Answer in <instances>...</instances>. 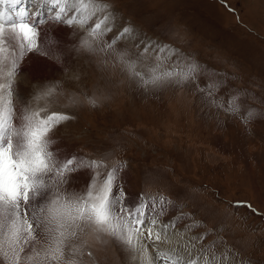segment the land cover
<instances>
[{"label": "rangeland", "instance_id": "1", "mask_svg": "<svg viewBox=\"0 0 264 264\" xmlns=\"http://www.w3.org/2000/svg\"><path fill=\"white\" fill-rule=\"evenodd\" d=\"M101 2L111 29L102 37L79 24L40 25L53 54L18 60L14 122L40 108L71 117L50 133L52 148L83 164L60 192L82 194L117 169L122 205L135 210L143 201L145 216L157 213L150 206L164 207L156 219L184 232L189 255L211 245L205 255L227 250V264H264V0ZM33 58L56 68L25 79L37 68L29 67ZM124 61L145 78L158 63L161 72L177 64L191 72L144 84ZM55 85V102L36 99ZM92 161L102 167H88ZM81 244L83 254L71 257L77 264H138L133 250L106 234L86 229L70 242Z\"/></svg>", "mask_w": 264, "mask_h": 264}, {"label": "snow or ice", "instance_id": "2", "mask_svg": "<svg viewBox=\"0 0 264 264\" xmlns=\"http://www.w3.org/2000/svg\"><path fill=\"white\" fill-rule=\"evenodd\" d=\"M107 7L101 0H0V264H77L71 257L83 254V244L70 246V242L77 240L86 229L106 234L130 250L140 251L149 264L161 260L166 264H220L223 260L227 264V250L220 255L214 252L211 256L205 255L211 245L187 258L175 250L159 249L154 258L148 256L149 243L167 242V226L154 227L158 221L145 216L143 201L135 210L122 205L125 193L114 191L117 169L109 171L99 182L93 180L82 194L60 192L59 186L67 183L70 174L83 164L77 157L61 159L52 148L55 140L50 133L71 119L67 114L48 113L47 108L24 111L17 125H13L11 98L13 78L19 70L18 60L27 52L53 54L51 48L42 49L39 26L47 21L79 24L88 29L91 37H102L111 30ZM127 31L124 29L112 38L106 48L111 49ZM82 44L91 48L87 39ZM120 59L124 60L123 55ZM124 62L129 73L144 84L173 77L184 79L191 72V68L185 72L179 64L175 70L161 72L158 63L149 69L150 75L145 78L136 71L135 63ZM45 70L46 65L35 69L37 72ZM58 90V85L52 86L36 99L48 104L51 97L55 102ZM74 102L69 98V103ZM89 102L95 106V100ZM87 166L102 167L96 161ZM53 185L57 189L55 193ZM37 244L40 247H36Z\"/></svg>", "mask_w": 264, "mask_h": 264}, {"label": "bare ground", "instance_id": "3", "mask_svg": "<svg viewBox=\"0 0 264 264\" xmlns=\"http://www.w3.org/2000/svg\"><path fill=\"white\" fill-rule=\"evenodd\" d=\"M48 23L51 24L52 22L48 21ZM61 32H62V29L60 30V33ZM41 47L45 51H47V49H49V48H51L53 50V47H47L45 49V46H44L43 43H42ZM32 55H40L41 56L40 53H35V52H32ZM47 58H48V56H47ZM46 60L44 58L43 59L39 58L38 60H34V58H33V59H31L29 67L30 68H35L36 66L46 65V70H50V71L54 70V68H56L54 63L53 64L52 63H48L49 60H47V61ZM24 70H26V68L23 69L22 71H24ZM35 73H40V72H37L35 70H28V71L23 72L22 76H24L25 79H30V80L32 79L33 80L34 77H36ZM66 158H68V157H66ZM149 210L152 211V212H157V213L148 214V215L146 214V216H148V217L151 216V219H153V218L156 219L157 216L159 217V216H161V214H163L162 212H164L165 209L163 207L162 209L160 208V210H159V209H155L152 206H150ZM158 219H156L158 221V223L154 227L159 229L161 226L166 225L167 226L166 232H167L168 239H167V242H152V243H149L148 244V248H147L148 256L154 258L155 257V253H156L154 250H158L159 249L160 251H172V250H175V252L177 254L184 255L187 258L189 256V254H188L189 250H188L187 240L185 238H183V236H182V233H184V232L181 231V230L177 231V230H175L176 228L174 230H172V228H173V224L172 223H170V225H168V223L163 224L162 222H160L161 220H158ZM153 244L155 246H153ZM135 254L138 256V264H149V261L143 257V255H142V253L140 251L133 250L132 255H135ZM163 263L166 264L165 261ZM157 264H162V263H160L158 261Z\"/></svg>", "mask_w": 264, "mask_h": 264}]
</instances>
